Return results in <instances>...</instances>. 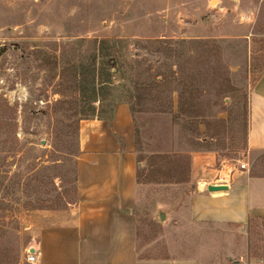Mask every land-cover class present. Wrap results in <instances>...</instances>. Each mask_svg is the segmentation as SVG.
Instances as JSON below:
<instances>
[{"label": "rangeland", "instance_id": "rangeland-1", "mask_svg": "<svg viewBox=\"0 0 264 264\" xmlns=\"http://www.w3.org/2000/svg\"><path fill=\"white\" fill-rule=\"evenodd\" d=\"M262 72L264 0H0V264H26L33 212L76 201L85 124L118 101L140 182L185 180L179 153L192 147L247 168V96ZM246 245L228 262L264 264V219Z\"/></svg>", "mask_w": 264, "mask_h": 264}, {"label": "crops", "instance_id": "crops-1", "mask_svg": "<svg viewBox=\"0 0 264 264\" xmlns=\"http://www.w3.org/2000/svg\"><path fill=\"white\" fill-rule=\"evenodd\" d=\"M245 152L255 160L237 168L214 150L195 149L185 180L142 183L130 105L116 102L109 119L85 124L75 160L76 201L31 214L27 247L37 250L34 264L237 261L247 254L249 222L264 219V173H255L264 154V72L247 96ZM213 184L226 188L209 191Z\"/></svg>", "mask_w": 264, "mask_h": 264}, {"label": "trees", "instance_id": "trees-1", "mask_svg": "<svg viewBox=\"0 0 264 264\" xmlns=\"http://www.w3.org/2000/svg\"><path fill=\"white\" fill-rule=\"evenodd\" d=\"M199 113V112H198ZM195 115H199V114H195ZM201 116V115H200ZM204 121V120H203ZM192 150H195V148L194 147H192L191 149H189V150H187V151H183V152H180L179 153V155L181 156V157H184V159L186 160V161H181V163H180V167L182 168V172L183 173H187L188 174V171H189V158H190V152L192 151ZM75 191H76V189H75Z\"/></svg>", "mask_w": 264, "mask_h": 264}, {"label": "built area", "instance_id": "built-area-1", "mask_svg": "<svg viewBox=\"0 0 264 264\" xmlns=\"http://www.w3.org/2000/svg\"><path fill=\"white\" fill-rule=\"evenodd\" d=\"M239 166H240V168H246L245 163H240ZM26 252H27L26 261L31 263V264H34L37 260V250L33 249L32 251H30L29 248H26Z\"/></svg>", "mask_w": 264, "mask_h": 264}, {"label": "water", "instance_id": "water-1", "mask_svg": "<svg viewBox=\"0 0 264 264\" xmlns=\"http://www.w3.org/2000/svg\"><path fill=\"white\" fill-rule=\"evenodd\" d=\"M226 188V185L224 184H213V185H209L207 186V189L209 191H212V190H219V189H225ZM30 251H32V249L30 248Z\"/></svg>", "mask_w": 264, "mask_h": 264}, {"label": "bare ground", "instance_id": "bare-ground-1", "mask_svg": "<svg viewBox=\"0 0 264 264\" xmlns=\"http://www.w3.org/2000/svg\"><path fill=\"white\" fill-rule=\"evenodd\" d=\"M215 2V0H212V3H214Z\"/></svg>", "mask_w": 264, "mask_h": 264}]
</instances>
